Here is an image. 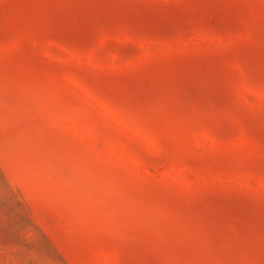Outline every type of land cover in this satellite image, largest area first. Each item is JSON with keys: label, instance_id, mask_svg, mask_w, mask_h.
<instances>
[{"label": "rangeland", "instance_id": "1", "mask_svg": "<svg viewBox=\"0 0 264 264\" xmlns=\"http://www.w3.org/2000/svg\"><path fill=\"white\" fill-rule=\"evenodd\" d=\"M0 264H264V0H0Z\"/></svg>", "mask_w": 264, "mask_h": 264}]
</instances>
